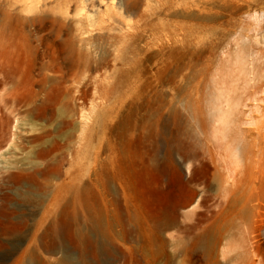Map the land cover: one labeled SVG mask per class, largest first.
I'll list each match as a JSON object with an SVG mask.
<instances>
[{
  "label": "rangeland",
  "instance_id": "obj_1",
  "mask_svg": "<svg viewBox=\"0 0 264 264\" xmlns=\"http://www.w3.org/2000/svg\"><path fill=\"white\" fill-rule=\"evenodd\" d=\"M19 44L37 45L42 61ZM0 61L10 73L0 96L12 88L21 96L29 88L65 91V115L54 120L16 107L0 149L3 166L26 169L25 139L55 131L65 119V132L51 142L65 148L51 162L65 198L90 180L94 155L109 138L114 151L102 157L109 155L118 179L108 198L150 228L163 216L182 227L164 231L160 252L158 241L126 251L107 240L84 254L65 229L56 254L39 251L42 262L264 264V0H0ZM38 62L47 67L45 83ZM141 119L146 128L132 130ZM120 125L129 138L113 132ZM147 148L156 151L151 159ZM186 151L195 158L186 160ZM210 230L216 247L200 259L193 243ZM31 239L2 236L0 264Z\"/></svg>",
  "mask_w": 264,
  "mask_h": 264
},
{
  "label": "bare ground",
  "instance_id": "obj_2",
  "mask_svg": "<svg viewBox=\"0 0 264 264\" xmlns=\"http://www.w3.org/2000/svg\"><path fill=\"white\" fill-rule=\"evenodd\" d=\"M189 14L191 13L188 12ZM4 25L6 26V24ZM68 45L67 51L71 53L72 48ZM1 46L5 50L2 59H5L6 52L10 50V43H2ZM59 46L63 48L65 54V43H59ZM17 47L23 54L30 56L32 61H42L44 53H39L36 49L37 45L19 44ZM42 63L38 62V68L41 70V81L45 83L47 78L42 72L47 70V67ZM61 69L58 68L60 74L62 73ZM0 72L3 76L0 79V86H4L7 84V79L10 78V73L6 71L1 61ZM60 77L63 78L62 75ZM21 95L19 90L15 92L12 88V91L6 90L0 96V118L3 119V127L0 130V149L10 136V115L17 106L27 107L25 115L29 118L54 120L57 114L65 115V91L53 93L46 89L35 91L29 88L27 95ZM146 123L145 119H141L139 123L134 124L137 128L132 130H144L147 126ZM63 132H65V119L55 131L44 130L39 136H30L25 139L30 144L26 169L20 168L16 164L13 167L14 170L10 171V167L3 166L0 161V246L2 245L1 237L9 236L12 233L24 234L32 238L30 241H24L26 245L21 248L20 254L15 255L10 261H2L3 264H46L40 260L39 251L56 254L57 244L55 241L59 232H65V229L72 243L81 249L83 254L87 252L85 249H90L92 253H95V249L107 240L122 242L123 246L128 245L129 249L128 246L125 247L126 251H130L134 243L142 242L143 249H150L153 247V243L158 241V251L163 250L164 240L161 236L164 231L182 227L174 216H163L156 220L150 228L147 222L138 214L132 213L127 205L120 204V201L117 203L116 199L108 198L110 192H114L111 190V184L118 179L116 172L114 175L111 174L113 163L107 157L109 155H106L107 158L102 157V154L107 150L114 151L109 138L103 140L99 152L94 155L90 180L77 185L65 198V182L55 185L54 180H57L59 175L53 170L51 163L52 154L55 151L62 155L65 150L64 145L58 142L51 144L53 134L58 135ZM113 132L120 133L121 136L127 138L132 134L131 130L123 128L121 125ZM121 141L122 145L128 143L122 139ZM34 143L37 144L36 150L31 145ZM52 146L56 149L52 150L54 149ZM17 147L20 148L19 145ZM153 148L146 149L149 159L153 158L156 153ZM186 152L188 153L185 154L186 160L191 161L195 158L189 151ZM4 169L6 172L3 171ZM112 194L114 197L115 192ZM29 221L32 223L28 224ZM183 229L188 230L190 227L184 226ZM212 232V230L202 232L193 243V251L200 259L212 256L218 241L217 237H213Z\"/></svg>",
  "mask_w": 264,
  "mask_h": 264
}]
</instances>
